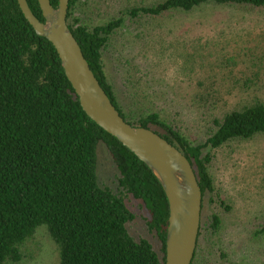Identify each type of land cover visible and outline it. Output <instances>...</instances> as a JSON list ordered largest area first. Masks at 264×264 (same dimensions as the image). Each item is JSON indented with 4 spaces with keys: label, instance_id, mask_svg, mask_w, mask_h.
<instances>
[{
    "label": "trees",
    "instance_id": "obj_1",
    "mask_svg": "<svg viewBox=\"0 0 264 264\" xmlns=\"http://www.w3.org/2000/svg\"><path fill=\"white\" fill-rule=\"evenodd\" d=\"M27 1L44 22L38 0ZM50 1L58 8L59 0ZM223 10L231 16L223 17ZM256 16L263 42L264 0L69 2L68 26L122 118L178 148L196 173L202 210L210 194L223 210L205 220L201 213L192 264H264V218L254 219L248 240L220 237L223 215L232 208L215 194L209 153L264 136V44L252 40L253 46L239 51L233 38H239V25L230 28L232 22L254 23ZM173 20H188L189 26L176 32L166 25ZM207 21L219 26L209 28L214 40L199 30ZM228 35L235 36L226 41ZM173 56L174 64L166 62ZM107 61L115 64L117 78ZM168 65L175 66L171 82L165 80ZM212 67L230 83L206 84L218 78ZM178 73L191 82L188 87L171 84ZM101 144L117 170L115 188L99 180ZM136 206L147 211L159 249L132 235ZM168 220V200L156 176L86 115L55 47L36 34L18 0H0V264L21 263L40 228L57 246L60 264H166Z\"/></svg>",
    "mask_w": 264,
    "mask_h": 264
},
{
    "label": "water",
    "instance_id": "obj_2",
    "mask_svg": "<svg viewBox=\"0 0 264 264\" xmlns=\"http://www.w3.org/2000/svg\"><path fill=\"white\" fill-rule=\"evenodd\" d=\"M70 0H38L42 22L27 0H18L26 20L55 47L65 75L86 115L152 171L169 204L166 264H192L201 226L202 191L186 156L154 131L128 124L94 75L67 22Z\"/></svg>",
    "mask_w": 264,
    "mask_h": 264
},
{
    "label": "rangeland",
    "instance_id": "obj_3",
    "mask_svg": "<svg viewBox=\"0 0 264 264\" xmlns=\"http://www.w3.org/2000/svg\"><path fill=\"white\" fill-rule=\"evenodd\" d=\"M221 13L223 14V17L231 16L227 10H223ZM234 16L235 15H232V18ZM239 21H241L240 18ZM241 22L242 23L240 24H233L232 22V25H230L231 22L227 23V25H230V28L233 26L237 27L239 25V27L236 28L239 30V38L233 37L235 35H228L226 41L233 40V38L238 39L239 51L253 46V44L250 43L252 40L255 41V45L264 44V39L262 42V38L260 37V39V35L258 36L261 29L258 16L255 17V21H253L254 23L250 24L246 21ZM187 23H189L188 20H173L167 22L166 25L169 28H173L177 32L178 30L185 28L184 26H189ZM201 25L202 27L199 28V30L208 33L212 36L210 37L211 40H214L213 32L210 34L209 32L211 29L209 28L218 29L219 26L214 27L209 21L205 24L202 23ZM187 39H191V37L187 36ZM167 41L170 43L171 38H167ZM159 42L161 43L160 40ZM220 47L221 46H218L217 50ZM225 50H227V48ZM245 56L242 57V60L247 62L248 57L246 58ZM175 57L173 56L171 60L167 57L166 62H173L172 64H174L173 60ZM213 59H215V57L212 59L209 58L208 62L211 64ZM111 63V61H107L108 71L114 78H117V73L114 68L115 64L112 66ZM168 66L169 69L165 73V80L167 82H171V80L176 77L174 69L175 66ZM243 69L244 68H240V70ZM211 70L215 71L213 75H216L218 78L213 81H207L206 84L215 83L217 85H223L230 83L229 81H225V79L221 78L224 75V73L221 72L222 69L217 70V67H212ZM177 75L179 76L177 77L179 81L177 83L174 81L171 84H176L184 88L191 84L190 81L184 80L180 73ZM209 76L210 73L208 75L206 74L204 77L208 78ZM241 76L244 77V74L241 73ZM166 81L160 83L164 84ZM180 119L187 122H195L200 118ZM206 137V135H200L199 139L200 141H205ZM209 153H211L213 157V161L210 165V173L214 180V186L216 189L215 194L219 193V196L222 197L223 200H225V202L232 208L230 213H225L223 215L220 237L224 240V242L227 240V243H229L232 238H235V236L239 237L241 241L248 240L250 235L249 231L252 230L253 226L256 224L254 223V219L259 218L262 220L264 218V136L252 142H231L221 149L210 150ZM98 176L100 183L103 186L115 188L117 170L107 147L103 144H101L98 148ZM211 199L212 195L210 194L207 196L203 204L202 217L204 220L212 213H222L223 211L220 208L217 209V206L211 203ZM134 209L138 216L136 221L130 226L132 235L135 238H148L155 245V247L159 249L160 242L157 235L154 232H150L147 227V211L144 208L142 210V208L137 206ZM24 252L25 258L19 264H60L57 246L50 238L45 228H40L37 231L35 237L26 244Z\"/></svg>",
    "mask_w": 264,
    "mask_h": 264
}]
</instances>
